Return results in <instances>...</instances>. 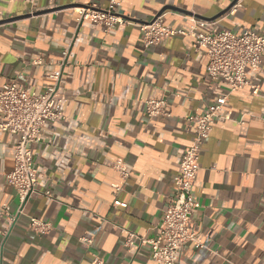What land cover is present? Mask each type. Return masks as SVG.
<instances>
[{
    "label": "crops",
    "instance_id": "0c3cea01",
    "mask_svg": "<svg viewBox=\"0 0 264 264\" xmlns=\"http://www.w3.org/2000/svg\"><path fill=\"white\" fill-rule=\"evenodd\" d=\"M118 2L130 23L106 31L80 23L74 9L109 0H0V87L16 80L44 92L61 71L65 97V118L47 122L32 146L39 185L21 212L6 178L17 136L0 128V264H156L142 239L156 235L173 194L194 136L188 118L226 95L229 119H216L195 182L193 221L206 247L188 243L180 264H264V54L262 71L250 72L259 93H229L209 78L193 36L145 48L137 26L164 14L174 28L196 18L205 31L264 33V0ZM150 98L165 100V115L147 117ZM32 217L50 231L33 230Z\"/></svg>",
    "mask_w": 264,
    "mask_h": 264
},
{
    "label": "built area",
    "instance_id": "2783aa9c",
    "mask_svg": "<svg viewBox=\"0 0 264 264\" xmlns=\"http://www.w3.org/2000/svg\"><path fill=\"white\" fill-rule=\"evenodd\" d=\"M80 23L89 21L106 31L130 23L119 9L118 0H109L105 8L81 6L74 9ZM164 14L152 21L138 23L145 48L159 45L176 35L193 36L196 47L208 56L207 74L212 80H223L229 85V93L249 87L253 94L260 91L250 78L251 71H262L264 54V33L244 29L239 33L229 30L205 31L208 23L201 19L191 18L188 29L164 25ZM69 50L64 52L65 58ZM61 71L51 75L54 83L44 92L32 91L16 80L0 87V128L17 136L15 144V166L6 175L9 184L17 189L20 212L28 200L37 192L39 185L38 172L34 164L32 146L37 142L43 126L47 122L56 123L65 118L61 106L65 100L60 92ZM228 96H221L216 103L203 114L191 115L189 123L194 128L190 146L184 151L179 173L174 177V191L164 211L156 235L142 239V243L151 247V258L156 264H180L185 246L194 243L198 248H205L193 221L194 211L201 207L195 196V182L199 171V159L205 142L210 137L217 118L229 119L230 113H223ZM146 115L153 118L165 115L166 102L163 99L150 98L145 101ZM113 169L127 178L125 161L116 159ZM121 190V187H117ZM51 196V191H46ZM122 206L120 202H117ZM30 227L40 233L51 229L50 223L39 218L30 219ZM135 234H130L128 244H133ZM90 242V241H87ZM96 264L101 260L96 258Z\"/></svg>",
    "mask_w": 264,
    "mask_h": 264
}]
</instances>
